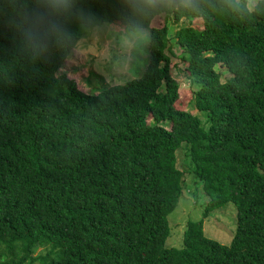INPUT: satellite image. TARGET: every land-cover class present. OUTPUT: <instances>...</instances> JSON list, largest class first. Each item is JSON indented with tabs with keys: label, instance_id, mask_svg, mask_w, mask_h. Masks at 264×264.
<instances>
[{
	"label": "trees",
	"instance_id": "16d2710c",
	"mask_svg": "<svg viewBox=\"0 0 264 264\" xmlns=\"http://www.w3.org/2000/svg\"><path fill=\"white\" fill-rule=\"evenodd\" d=\"M169 16L202 26L170 43ZM102 23L148 29L147 60L85 93L59 70ZM172 44L205 120L179 108ZM181 143L206 202L175 248L164 242ZM227 204L221 244L202 218ZM34 262L264 264V0L251 12L245 0H0V264Z\"/></svg>",
	"mask_w": 264,
	"mask_h": 264
},
{
	"label": "rangeland",
	"instance_id": "374dc122",
	"mask_svg": "<svg viewBox=\"0 0 264 264\" xmlns=\"http://www.w3.org/2000/svg\"><path fill=\"white\" fill-rule=\"evenodd\" d=\"M245 1L247 4V0ZM189 24H197L199 28L202 26L198 17L180 18L174 23L169 16L166 26L170 43L174 31ZM123 28L118 24L105 23L92 28L87 37L77 41L59 71L65 72L73 79L79 90L93 94L101 88V85H111L138 76L147 60L145 37L149 31L141 28L125 32ZM171 48L169 72L178 82L179 108L191 111L199 120H205L204 114L195 112L192 107V92L196 86L191 84L183 73L187 65L186 58L181 59L182 54L176 45L172 44ZM204 126L206 128L207 124L205 123ZM184 144L181 143L175 151V165L184 171L183 184L174 208L167 214L169 234L164 242L165 246L175 248L181 246L185 223L188 220L200 219L206 202L200 182L190 172L192 167ZM202 219V233L205 237L221 244L230 242L235 226V209L232 204L213 210ZM42 252L43 248H36L34 254L38 255Z\"/></svg>",
	"mask_w": 264,
	"mask_h": 264
},
{
	"label": "clouds",
	"instance_id": "9594fccd",
	"mask_svg": "<svg viewBox=\"0 0 264 264\" xmlns=\"http://www.w3.org/2000/svg\"><path fill=\"white\" fill-rule=\"evenodd\" d=\"M237 2L239 3L240 0H237ZM256 2H257V0H247L246 7H247L249 12L253 11L254 5H255Z\"/></svg>",
	"mask_w": 264,
	"mask_h": 264
}]
</instances>
